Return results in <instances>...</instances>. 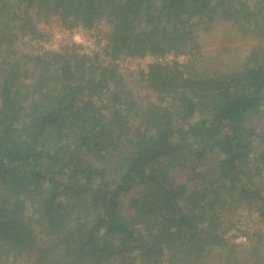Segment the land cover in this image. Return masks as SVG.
Returning <instances> with one entry per match:
<instances>
[{"label":"trees","instance_id":"1","mask_svg":"<svg viewBox=\"0 0 264 264\" xmlns=\"http://www.w3.org/2000/svg\"><path fill=\"white\" fill-rule=\"evenodd\" d=\"M0 264H264V0H0Z\"/></svg>","mask_w":264,"mask_h":264},{"label":"rangeland","instance_id":"2","mask_svg":"<svg viewBox=\"0 0 264 264\" xmlns=\"http://www.w3.org/2000/svg\"><path fill=\"white\" fill-rule=\"evenodd\" d=\"M44 30L46 31V35H50L49 39L46 41H39V44L37 46L40 47H50L56 46L57 49H60L66 45H77L78 51L81 53H87L88 55H94V54H101L100 58L103 57V48L106 45V33L108 28V25L104 22H101L96 29H85L84 27H75L70 30H67L68 32H63L64 29L61 26H58L54 24V22L51 25H45ZM61 32L63 35L66 36V38H63L62 40H59L60 37L58 35H61ZM223 31L219 30L215 32L212 38H210L211 41H216L223 35ZM32 43H28L25 45H22L24 49H30V45ZM106 58V57H105ZM171 56H167V59L169 60ZM185 58L182 56L180 57V60L183 62ZM154 60V57L147 56L144 58H131V57H124L121 60H119V69L122 73V75L127 76L128 80L130 81L128 83V88L133 93L135 98L143 103L144 105L148 103V101L154 100L156 98L155 93L149 91V89L143 87L141 83H138L135 81V76L138 75V70L140 68H145L146 65L149 62H152ZM127 80V79H126ZM255 215L252 214L251 216H247L244 218V222L246 223L247 227L250 228L251 232H253L254 226H256L255 223ZM243 238L240 237L238 240H242Z\"/></svg>","mask_w":264,"mask_h":264},{"label":"built area","instance_id":"3","mask_svg":"<svg viewBox=\"0 0 264 264\" xmlns=\"http://www.w3.org/2000/svg\"><path fill=\"white\" fill-rule=\"evenodd\" d=\"M67 30H70V29H66V30H63V32H65V33H67L68 31ZM59 37H60V39L59 40H62L63 38H66V36L65 35H63V33L61 32V35H58ZM45 48H47V47H45ZM48 49H57L56 48V46H51L50 45V47L48 46ZM87 54V53H86Z\"/></svg>","mask_w":264,"mask_h":264}]
</instances>
